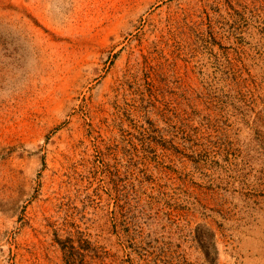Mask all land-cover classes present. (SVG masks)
I'll return each mask as SVG.
<instances>
[{
  "label": "rangeland",
  "instance_id": "rangeland-1",
  "mask_svg": "<svg viewBox=\"0 0 264 264\" xmlns=\"http://www.w3.org/2000/svg\"><path fill=\"white\" fill-rule=\"evenodd\" d=\"M0 264H264V0H0Z\"/></svg>",
  "mask_w": 264,
  "mask_h": 264
},
{
  "label": "trees",
  "instance_id": "trees-1",
  "mask_svg": "<svg viewBox=\"0 0 264 264\" xmlns=\"http://www.w3.org/2000/svg\"><path fill=\"white\" fill-rule=\"evenodd\" d=\"M199 240V244L203 250V253L205 255V258L209 261V262H213L216 258V255L213 254L214 248L211 247V245H209L210 243H208V238L202 237V238H198ZM71 256V254L69 255ZM68 256V257H69ZM70 259H68L69 262Z\"/></svg>",
  "mask_w": 264,
  "mask_h": 264
}]
</instances>
